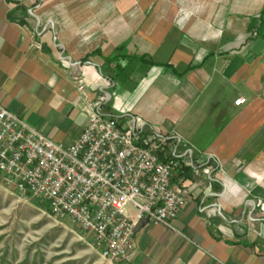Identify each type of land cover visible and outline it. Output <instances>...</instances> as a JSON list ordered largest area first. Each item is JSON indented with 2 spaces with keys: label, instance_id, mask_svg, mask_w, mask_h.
<instances>
[{
  "label": "crops",
  "instance_id": "1",
  "mask_svg": "<svg viewBox=\"0 0 264 264\" xmlns=\"http://www.w3.org/2000/svg\"><path fill=\"white\" fill-rule=\"evenodd\" d=\"M120 45L153 64L113 80ZM0 103L65 145L96 104L180 140L189 198L119 264H264V0H0Z\"/></svg>",
  "mask_w": 264,
  "mask_h": 264
},
{
  "label": "built area",
  "instance_id": "2",
  "mask_svg": "<svg viewBox=\"0 0 264 264\" xmlns=\"http://www.w3.org/2000/svg\"><path fill=\"white\" fill-rule=\"evenodd\" d=\"M76 82L83 93L84 79ZM115 109L106 114L96 104L80 136L65 145L0 103V179L43 199L55 216L88 233L102 257L117 262L135 250L140 218L172 226L189 191L172 182L180 140L160 126L147 129L125 107Z\"/></svg>",
  "mask_w": 264,
  "mask_h": 264
},
{
  "label": "rangeland",
  "instance_id": "3",
  "mask_svg": "<svg viewBox=\"0 0 264 264\" xmlns=\"http://www.w3.org/2000/svg\"><path fill=\"white\" fill-rule=\"evenodd\" d=\"M101 256L91 236L47 202L0 179V264H119Z\"/></svg>",
  "mask_w": 264,
  "mask_h": 264
},
{
  "label": "trees",
  "instance_id": "4",
  "mask_svg": "<svg viewBox=\"0 0 264 264\" xmlns=\"http://www.w3.org/2000/svg\"><path fill=\"white\" fill-rule=\"evenodd\" d=\"M87 58V57H86ZM105 62L114 63L115 65V75L112 77L113 80L116 78L123 81L125 75L131 72V63L133 62H147L148 64H153L151 59L145 56H131L127 53L125 45L118 46L114 52L105 58ZM172 164L174 165V171L176 168L184 169V167H190L189 163L184 162L179 157H172Z\"/></svg>",
  "mask_w": 264,
  "mask_h": 264
},
{
  "label": "water",
  "instance_id": "5",
  "mask_svg": "<svg viewBox=\"0 0 264 264\" xmlns=\"http://www.w3.org/2000/svg\"><path fill=\"white\" fill-rule=\"evenodd\" d=\"M264 220V219H262ZM147 223V219L145 217L140 218L134 228V232H136L137 230H139L140 228H142L145 224ZM261 235L264 236V221L262 222V226H261V231H260Z\"/></svg>",
  "mask_w": 264,
  "mask_h": 264
}]
</instances>
